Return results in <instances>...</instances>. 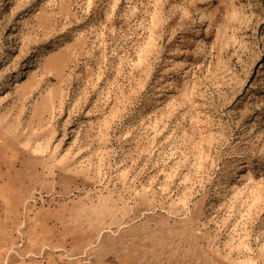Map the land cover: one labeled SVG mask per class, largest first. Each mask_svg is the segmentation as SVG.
Masks as SVG:
<instances>
[{
    "label": "rangeland",
    "instance_id": "374dc122",
    "mask_svg": "<svg viewBox=\"0 0 264 264\" xmlns=\"http://www.w3.org/2000/svg\"><path fill=\"white\" fill-rule=\"evenodd\" d=\"M0 264H264V0H0Z\"/></svg>",
    "mask_w": 264,
    "mask_h": 264
},
{
    "label": "bare ground",
    "instance_id": "6f19581e",
    "mask_svg": "<svg viewBox=\"0 0 264 264\" xmlns=\"http://www.w3.org/2000/svg\"><path fill=\"white\" fill-rule=\"evenodd\" d=\"M172 54L173 55H176L178 53L176 51H173ZM170 62H174V61L171 60ZM248 174H249V170L248 169H246L245 171H242V172L238 173V180H237V182H244L248 178L247 177V176H249Z\"/></svg>",
    "mask_w": 264,
    "mask_h": 264
}]
</instances>
